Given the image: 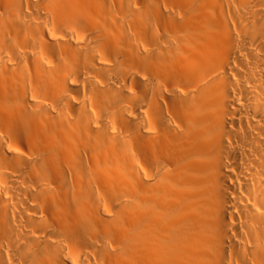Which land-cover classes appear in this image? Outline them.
<instances>
[{"label":"bare ground","instance_id":"6f19581e","mask_svg":"<svg viewBox=\"0 0 264 264\" xmlns=\"http://www.w3.org/2000/svg\"><path fill=\"white\" fill-rule=\"evenodd\" d=\"M0 264H264V0H0Z\"/></svg>","mask_w":264,"mask_h":264}]
</instances>
